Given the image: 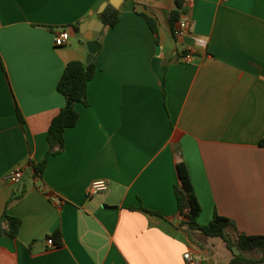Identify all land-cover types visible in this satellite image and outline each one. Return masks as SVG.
Masks as SVG:
<instances>
[{"label": "crops", "instance_id": "crops-1", "mask_svg": "<svg viewBox=\"0 0 264 264\" xmlns=\"http://www.w3.org/2000/svg\"><path fill=\"white\" fill-rule=\"evenodd\" d=\"M177 1L0 0V218L15 195L8 212L22 219L17 237L0 233V264H190L188 249L198 264H229L221 237L176 227L182 158L200 224L218 212L232 238L264 235V0H190L180 12L191 29L175 37ZM105 2L120 20L101 27L90 103L76 104L64 151L33 177L28 161L44 159L66 103L59 79L69 61L87 59L73 25L86 22L92 34ZM64 27L72 35L58 46ZM18 167L24 177L11 182ZM102 178L109 188L88 195ZM140 203L165 218L132 208ZM58 229L63 242L51 246ZM218 245L230 256L220 258Z\"/></svg>", "mask_w": 264, "mask_h": 264}, {"label": "trees", "instance_id": "trees-1", "mask_svg": "<svg viewBox=\"0 0 264 264\" xmlns=\"http://www.w3.org/2000/svg\"><path fill=\"white\" fill-rule=\"evenodd\" d=\"M182 5L183 1L178 0L177 8L173 9L170 12L169 19L173 33L176 24L181 17L180 8L182 7ZM146 18L154 32H157L155 20L150 16H146ZM102 19L106 26L116 25L120 20L119 9L115 8L112 5H108L102 12ZM80 25V22H77L73 25L76 32H79ZM96 70L97 64L94 58L90 62L82 60H72L66 64L57 85L59 92L64 95L66 103L53 117L49 125L47 133L49 148L44 159L40 162H37L34 159L30 158L28 161L33 177L42 178L50 158L53 155L64 151L65 130L69 127L75 126L80 119V113L76 108V104L81 102L89 105L90 101L88 97V82L93 78ZM17 111L21 127H24L25 118L21 113L18 105ZM177 171L180 178V184L176 185L175 192L178 211L179 214L183 216V218L179 221L176 227L178 229H183L186 232L201 231L207 236L221 237L227 243L228 248L232 251L233 254L229 264L264 263V235L237 232L236 237L232 238L228 232V228L230 226H233L231 219L219 214L218 212H215L213 219L207 224H200L198 222V216L202 210V206L196 193L188 166L183 158L178 160L177 162ZM16 198L17 197L15 195L12 196L8 201L7 207L12 202V200ZM7 207L0 218V233L2 234L3 230H6L7 235L11 237H17L22 226V219L20 217L9 214ZM132 208L142 209L165 218L159 211L149 209L142 203ZM50 236L54 238L56 245L62 244L63 238L61 230H56ZM234 246L240 250L239 254L235 253L233 249ZM246 250L259 251L260 255H246Z\"/></svg>", "mask_w": 264, "mask_h": 264}, {"label": "built area", "instance_id": "built-area-1", "mask_svg": "<svg viewBox=\"0 0 264 264\" xmlns=\"http://www.w3.org/2000/svg\"><path fill=\"white\" fill-rule=\"evenodd\" d=\"M183 1V6L188 5L190 0H182ZM191 29V21L188 18L185 17H180L179 21L176 24L175 30H174V36L175 37H182L186 35ZM72 35V31L68 27H64L60 29L55 36V44L58 46H63L69 43V39ZM195 56V53L191 50L188 49L186 50V53L184 54L183 58L187 62L193 61ZM24 177V168L23 167H18L14 169L12 172L8 174V179L11 182H20ZM109 188V180L108 179H96L92 181L87 189L88 195H95L99 193L105 192ZM183 218L182 215H179L178 219L181 220ZM47 242L51 246H56V242L54 241V238L51 236H48ZM184 257L190 264H198V260L196 259L193 251L191 249H188Z\"/></svg>", "mask_w": 264, "mask_h": 264}, {"label": "water", "instance_id": "water-1", "mask_svg": "<svg viewBox=\"0 0 264 264\" xmlns=\"http://www.w3.org/2000/svg\"><path fill=\"white\" fill-rule=\"evenodd\" d=\"M121 2H122V0H110V3H112L115 6H118ZM106 5H107V2H105L102 5L100 12H102L105 9ZM103 25H104V22L100 21V26L96 27L93 30L92 34L87 33V29H88V27H90V26H88V23L84 22L80 25V30H79L78 34L81 38H84L87 40L86 41V47L88 49V55H87V59H86L87 62H90L94 58L96 52H98L99 49L101 48V43L98 40V37L100 34L101 27ZM3 233H7V231L3 230ZM234 251L236 254L240 253V250L237 249L236 247H234Z\"/></svg>", "mask_w": 264, "mask_h": 264}, {"label": "rangeland", "instance_id": "rangeland-1", "mask_svg": "<svg viewBox=\"0 0 264 264\" xmlns=\"http://www.w3.org/2000/svg\"><path fill=\"white\" fill-rule=\"evenodd\" d=\"M218 241H221L220 239L221 238H217ZM217 252L218 254L220 255V258H225L224 256H230V251L229 250H225V251H222L220 249V246L218 245V249H217ZM248 255H251V256H259L260 255V252L259 251H256V250H249V251H245ZM224 254V256H223Z\"/></svg>", "mask_w": 264, "mask_h": 264}]
</instances>
